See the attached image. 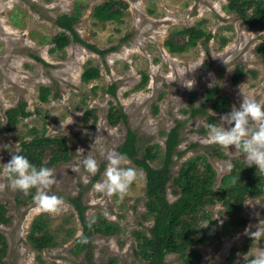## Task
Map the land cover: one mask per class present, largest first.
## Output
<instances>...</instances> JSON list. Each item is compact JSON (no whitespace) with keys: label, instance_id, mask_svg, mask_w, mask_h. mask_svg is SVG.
I'll list each match as a JSON object with an SVG mask.
<instances>
[{"label":"rangeland","instance_id":"rangeland-1","mask_svg":"<svg viewBox=\"0 0 264 264\" xmlns=\"http://www.w3.org/2000/svg\"><path fill=\"white\" fill-rule=\"evenodd\" d=\"M104 1L0 0V203L8 217L0 221L8 241L3 264H90V259L98 264H148L137 252V233H148L153 225L146 205V172L127 157L121 166L135 168L137 177L122 198L93 187L103 178L107 152H119L130 130L138 137V155L151 148L157 155L152 165L159 167L168 133L178 126L179 144L167 185L172 202L181 195L174 177L185 161L198 157L201 165L210 162L216 187L234 161H244L234 146L213 142L206 126L221 123L222 114L239 106L242 93L264 103V26L248 25L229 8L230 0H121L124 14L119 21L94 16V7ZM62 14L77 16L75 31L59 25ZM194 25L210 37L181 52L170 51L166 39L184 43L188 38L180 31ZM63 31L70 40L57 49L54 38ZM225 57L230 58L229 68ZM189 64L198 66L183 76ZM88 66L97 67L100 75L84 81ZM187 79L194 81L191 87L183 83ZM42 87L48 89L46 101L41 100ZM209 92L228 97L229 110L215 111L206 101ZM22 103L30 114L10 130L7 110ZM112 107L126 114L117 124L110 121ZM196 109L205 110L194 113ZM34 129L63 136L68 143L69 158L47 166L56 176L47 190L62 198L56 210L36 204L35 188L27 193L13 188L5 171L4 163L20 151L24 139L33 137ZM54 149L48 147L45 162ZM88 152L99 164L94 175L82 164ZM75 198H80L88 222L95 216L113 228L110 234L95 233L88 248L78 243L84 225ZM242 217L244 224L238 220ZM189 219L195 224V243L183 253H169L165 264H245L246 253L251 257L264 251V237L253 241L245 233L246 227L255 230L264 220V192L248 195L235 217L219 200ZM40 220L55 240L42 251L30 240L34 222Z\"/></svg>","mask_w":264,"mask_h":264},{"label":"trees","instance_id":"trees-1","mask_svg":"<svg viewBox=\"0 0 264 264\" xmlns=\"http://www.w3.org/2000/svg\"><path fill=\"white\" fill-rule=\"evenodd\" d=\"M229 8L237 12L241 18L250 26H264V0H230ZM249 11H252L249 13ZM94 16L102 21L121 20L124 14V7L121 0H106L94 7ZM76 15L62 14L59 16V25L72 32ZM180 33L187 35L188 41L179 43L175 37L166 39L165 44L172 52H181L189 45L205 38L210 34L198 26L184 28ZM75 39H79L75 35ZM70 37L66 31L57 34L54 38L55 48L63 49L69 43ZM100 75V70L95 66H88L82 73L84 81H90ZM238 77V76H237ZM148 81V77L143 79V85ZM48 89L42 87L41 100H48ZM109 91L114 92V87H109ZM212 108L217 112L229 110V98L219 96L216 92H209L206 98ZM205 109H196L194 113ZM90 112V110H87ZM30 112L26 108V103L7 110V128L13 130L22 117H27ZM110 121L117 124L121 118L126 117L123 111L112 107L109 111ZM34 135L30 139H24L21 143L20 153L26 155L29 160L37 165L52 166L60 161L69 158V148L66 138L50 137L45 132L33 130ZM137 134L130 130L128 135L119 147L120 153H125L145 172L147 177V208L149 215L153 218V225L148 233H137L138 250L137 252L144 257L148 264H165L166 256L169 253H183L195 243L193 233L195 224L189 218L197 214L201 209L210 204H215L219 200L226 206L231 217L240 215L243 204L248 195L260 194L264 192V178L256 167L246 166L244 161H234L231 171L221 179V185L215 186L216 173L210 162L205 165L199 164L198 157L185 161L179 175L174 177L175 184L181 188V195L175 201H170L167 197V185L171 180L173 164L175 163L174 154L179 144L178 126H175L168 133L166 140V150L159 167L152 165V161L157 157L151 148H147L143 157L138 155L136 142ZM55 146L50 160L45 162L44 158L48 147ZM34 192V191H33ZM80 212L81 222L84 225L83 234L78 239L81 248L90 247L93 236L97 232L110 234L112 227H108L107 221L99 220L89 226L85 218L83 205L80 198L73 199ZM6 206L0 203V221L7 222ZM240 224L246 223L245 218H238ZM33 227L30 240L33 246L39 251L55 243L51 234L43 229L44 221H36ZM105 226V227H104ZM87 236V243H83L82 237ZM8 241L6 235L0 231V264H3L7 255ZM90 264H98L90 259Z\"/></svg>","mask_w":264,"mask_h":264},{"label":"clouds","instance_id":"clouds-1","mask_svg":"<svg viewBox=\"0 0 264 264\" xmlns=\"http://www.w3.org/2000/svg\"><path fill=\"white\" fill-rule=\"evenodd\" d=\"M222 59L229 68L230 58ZM197 66L192 64L184 66L183 76L186 72L195 70ZM187 80L188 83L184 80L183 83L191 87L194 81ZM219 120L221 123L207 124L208 137L222 147L234 146L235 151L242 154L246 166L256 165L258 172L264 174V103L242 93L239 106L233 105L229 112L220 116ZM98 138L96 137L94 143L98 141ZM89 152L84 155L82 164L87 173L94 175L99 164ZM126 159L125 153L108 151L106 154L108 163L102 173L103 178L96 181L93 187L100 192L118 194L122 198L137 177L135 168L121 166ZM4 167L8 182L13 188L25 193L35 188L32 198L39 207L45 210H56L62 203V198L47 190L56 181L51 168L44 165L38 167L19 151L11 155V159L4 163ZM83 179L87 181L88 177L85 176ZM103 215L108 217L109 212L105 210ZM95 222L96 217H91L89 226L91 227ZM245 233L253 241L264 237V220L258 221L255 230L246 227ZM87 241L88 237L83 236L81 242L87 243ZM245 264H264V251L254 253L251 257L246 253Z\"/></svg>","mask_w":264,"mask_h":264}]
</instances>
